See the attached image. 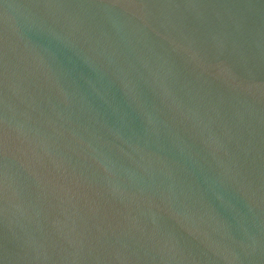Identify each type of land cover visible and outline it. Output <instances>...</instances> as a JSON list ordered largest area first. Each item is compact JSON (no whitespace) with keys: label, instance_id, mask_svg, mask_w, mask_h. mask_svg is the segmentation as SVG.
I'll list each match as a JSON object with an SVG mask.
<instances>
[{"label":"water","instance_id":"water-1","mask_svg":"<svg viewBox=\"0 0 264 264\" xmlns=\"http://www.w3.org/2000/svg\"><path fill=\"white\" fill-rule=\"evenodd\" d=\"M0 264H264V0H0Z\"/></svg>","mask_w":264,"mask_h":264}]
</instances>
